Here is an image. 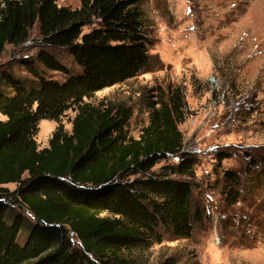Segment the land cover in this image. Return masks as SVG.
Wrapping results in <instances>:
<instances>
[{"label": "trees", "instance_id": "16d2710c", "mask_svg": "<svg viewBox=\"0 0 264 264\" xmlns=\"http://www.w3.org/2000/svg\"><path fill=\"white\" fill-rule=\"evenodd\" d=\"M35 23L36 54L19 58L22 71H0V264H146L139 253L166 234L190 237L207 215L193 189L196 154L178 128L179 86L151 103L138 137L127 134L129 109L84 102L153 64L142 1L0 0V54L29 40ZM73 106L71 131L57 126L38 148V120ZM230 155L218 151V165ZM246 155L243 169L222 170L226 204L260 196L264 155Z\"/></svg>", "mask_w": 264, "mask_h": 264}, {"label": "rangeland", "instance_id": "374dc122", "mask_svg": "<svg viewBox=\"0 0 264 264\" xmlns=\"http://www.w3.org/2000/svg\"><path fill=\"white\" fill-rule=\"evenodd\" d=\"M141 1L153 64L122 83L96 91L84 102L129 109L127 134L138 137L148 123L151 103L168 86H179L184 121L178 128L184 150L191 148L196 154L193 189L207 216L190 237L166 234L139 255L146 264H264V182L258 190L259 208L249 200L226 204L220 192L222 170L243 169L249 160L246 153L264 155V0ZM79 2L57 0L58 5L71 8ZM37 36L35 23L29 40L7 44L0 54V71H22L19 58L36 54ZM53 52L71 63L65 49ZM52 75L61 78L57 72ZM75 114L73 106L58 120H38L34 136L38 148L48 146L57 126L70 132ZM223 150L231 155L218 165L216 154ZM175 161L162 160L155 168ZM4 187L13 190L16 183Z\"/></svg>", "mask_w": 264, "mask_h": 264}]
</instances>
